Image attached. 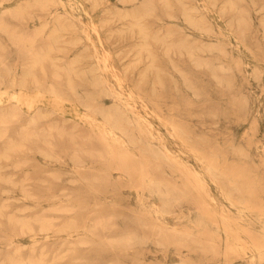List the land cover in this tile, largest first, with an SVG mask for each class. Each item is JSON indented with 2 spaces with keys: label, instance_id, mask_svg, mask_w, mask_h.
I'll return each instance as SVG.
<instances>
[{
  "label": "rangeland",
  "instance_id": "1",
  "mask_svg": "<svg viewBox=\"0 0 264 264\" xmlns=\"http://www.w3.org/2000/svg\"><path fill=\"white\" fill-rule=\"evenodd\" d=\"M0 264H264V0H0Z\"/></svg>",
  "mask_w": 264,
  "mask_h": 264
},
{
  "label": "bare ground",
  "instance_id": "2",
  "mask_svg": "<svg viewBox=\"0 0 264 264\" xmlns=\"http://www.w3.org/2000/svg\"><path fill=\"white\" fill-rule=\"evenodd\" d=\"M111 133V132H110Z\"/></svg>",
  "mask_w": 264,
  "mask_h": 264
}]
</instances>
